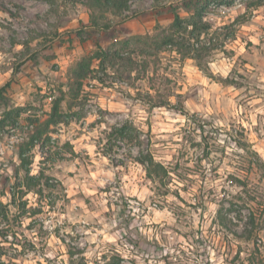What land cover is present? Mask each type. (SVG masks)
Returning <instances> with one entry per match:
<instances>
[{
	"label": "rangeland",
	"instance_id": "1",
	"mask_svg": "<svg viewBox=\"0 0 264 264\" xmlns=\"http://www.w3.org/2000/svg\"><path fill=\"white\" fill-rule=\"evenodd\" d=\"M192 1L130 0L131 19L99 31L83 0H0L3 264H264V0L210 6L203 68L145 38ZM83 61L22 187L18 145Z\"/></svg>",
	"mask_w": 264,
	"mask_h": 264
},
{
	"label": "trees",
	"instance_id": "2",
	"mask_svg": "<svg viewBox=\"0 0 264 264\" xmlns=\"http://www.w3.org/2000/svg\"><path fill=\"white\" fill-rule=\"evenodd\" d=\"M234 0H200L192 1L191 6L183 5L181 8L184 9L188 17L183 18L178 10H174V21L166 28L157 32L153 36H146L145 38L149 41V48L152 49L153 55L158 56L164 52L165 49L171 47L178 51L185 57H191L197 62L198 67L203 68L202 56L205 52H212L213 41L218 36V31L212 26V21L207 19L209 8L212 4L218 6L229 5ZM262 1V0H258ZM84 5L91 10V26L99 31H110L114 26L124 24L131 19L128 14L130 8V0H83ZM112 17V19L109 18ZM116 19V21H113ZM141 39H143L141 37ZM119 53L115 49H107L99 47L97 60H100L102 67L106 63H111L114 68L117 62L120 60ZM86 61L80 62L76 65L70 75L68 76V92L63 89L59 90V94L55 95L52 102L51 113L47 121L45 122V129H36L30 142L24 140L18 145V158L21 163V167L26 173V186L31 188V184L37 182L36 177H31V165L33 164L35 155L34 150L39 146V140L44 136L51 134L48 129L50 126H56L63 121V103L67 100H73L78 98V87L83 85V82L88 78L90 70L84 64ZM146 66H149L148 64ZM82 84V85H81ZM12 86V81L0 86V100L5 99L3 93ZM67 86V85H66ZM69 101V102H70ZM158 107H167L168 104L163 103L157 105ZM180 114L186 115L183 107L175 108ZM17 116L19 118V109H16ZM7 114L0 120V125L4 122ZM43 153V152H42ZM156 164L154 161L150 162L149 167L146 169L151 177V167L153 168ZM29 190V189H28ZM15 195V193H14ZM2 202L0 201V206ZM4 256L0 253V264H3L1 258Z\"/></svg>",
	"mask_w": 264,
	"mask_h": 264
}]
</instances>
